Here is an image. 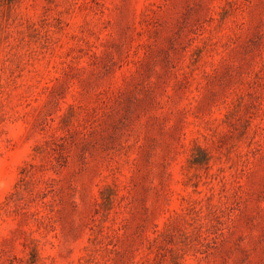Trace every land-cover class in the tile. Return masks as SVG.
<instances>
[{"label":"rangeland","instance_id":"374dc122","mask_svg":"<svg viewBox=\"0 0 264 264\" xmlns=\"http://www.w3.org/2000/svg\"><path fill=\"white\" fill-rule=\"evenodd\" d=\"M0 264H264V0H0Z\"/></svg>","mask_w":264,"mask_h":264}]
</instances>
